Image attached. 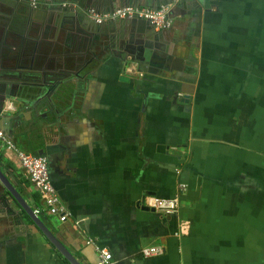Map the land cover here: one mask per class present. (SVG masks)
<instances>
[{"label": "crops", "instance_id": "0c3cea01", "mask_svg": "<svg viewBox=\"0 0 264 264\" xmlns=\"http://www.w3.org/2000/svg\"><path fill=\"white\" fill-rule=\"evenodd\" d=\"M163 1L170 0L73 2L109 11L158 7ZM177 5L185 11L172 17L169 28L141 34L120 21L95 33L96 26L72 12L70 27L91 38L89 50L75 54L70 49L75 35L53 46L50 35V41L43 37L38 60L40 66L47 63L48 71L79 64L82 78H74L62 99L51 93L57 106L43 100L57 76L25 78L41 88L22 85L0 112V131L17 149L49 157L69 218L48 214L16 154L0 138L1 168L80 264L97 260L89 239L107 247L117 264H264V0H183ZM138 39L145 44L127 43ZM24 40L10 36L3 44L0 34V53L13 57L5 65L32 54L34 42L27 47ZM143 48L150 50L147 61L138 52ZM214 53L215 68L227 73L226 82L215 83L217 88L227 84L228 94L215 95L214 226H196L188 151L198 142L199 127L189 85L199 87L198 74ZM173 56L184 59L182 69H175ZM185 94L188 103L182 101ZM46 118L52 121L48 128L42 124ZM175 193L181 202L174 214L148 205L150 197ZM10 201L20 217L0 209V264H73ZM150 246L161 247V254L142 257L141 250Z\"/></svg>", "mask_w": 264, "mask_h": 264}, {"label": "water", "instance_id": "95a60500", "mask_svg": "<svg viewBox=\"0 0 264 264\" xmlns=\"http://www.w3.org/2000/svg\"><path fill=\"white\" fill-rule=\"evenodd\" d=\"M19 1V0H16ZM13 2V0H0V34H2V42L3 44H6V39L10 36H19L23 39H27V34H22L19 30L22 27L24 23V16L21 15L23 13V8H26L25 6L21 7L20 2ZM78 2H86V0H76ZM166 1H163L162 4H166ZM88 5L92 6V4L89 2ZM63 8V7H62ZM87 8V7H82ZM29 9V8H27ZM33 9V8H32ZM115 9V8H114ZM38 8L33 9V11L37 12ZM63 10V11H62ZM61 11H55L53 9H47L43 10L46 15H56L59 18H62L63 21H65V18L69 17L70 14L66 13V8H63ZM113 10V9H112ZM101 11V10H99ZM185 9L183 7H180L179 5L175 4L172 5L168 10V16L174 17L176 15H181ZM68 19V18H67ZM121 23H124L123 26L126 28V30L135 29L137 33H144L145 30L153 29L150 22L146 19L143 20H119ZM93 25V24H92ZM96 26L95 33H98L101 25H94ZM165 29L156 30L157 32H163ZM100 33V32H99ZM94 34V33H93ZM154 34H156L154 32ZM24 36V37H23ZM42 34L37 33V38H41ZM120 36V35H119ZM34 37H30L27 39V41H34ZM45 39H49V35L45 36ZM120 40L122 37L119 38ZM128 41V40H127ZM51 43V41H50ZM129 45H144L143 40H134L127 42ZM2 44V43H1ZM124 52L128 55L129 47L128 45H124ZM138 52L142 53V58L145 59V61L148 60V57L150 55V50L148 48H143L141 51ZM24 54V55H23ZM20 57L16 59L15 64L13 65H5L4 60L10 61L13 57L7 55L5 56L3 52L0 53V112L5 104L6 98L10 97L15 90H20L22 85L32 88L40 89L41 87L38 86V83L32 82V81H25V78L32 79L33 77L40 75L44 80L47 78H56V84L52 88H48V93L44 96L43 100L46 101V97L50 101V104L52 106H57L54 104V102L51 99V93L57 92L61 99L64 98L63 93L66 92V90L70 87V85L73 83L74 78H82L81 77V70L82 66H79V64L76 65V69L68 70V69H56L55 71H48L46 69L47 63L43 65H39L40 61L39 55L40 52L37 51V53H33L31 55H27L26 53H23ZM76 56H71L72 58ZM133 57V55H132ZM140 57V56H138ZM174 57V56H173ZM29 59V64L24 65L21 64V59ZM68 58V57H67ZM9 59V60H8ZM75 59V57L73 58ZM175 60V64L173 65L175 69H182L183 66L181 63H184V59L181 57H174L172 58ZM67 60L65 59L63 62L65 63ZM169 61V60H168ZM33 80V79H32ZM37 84V85H35ZM66 94V93H65ZM189 94H185V96L182 98V101L185 103L189 102ZM48 105V103H47ZM56 109V108H55ZM7 122V121H5ZM51 167V162H50ZM188 170L184 171V175H187ZM185 178V177H184ZM10 197L17 202V204L24 210L31 218L32 220L37 224V226L40 228V230L44 233V235L51 241L52 244L55 245L57 249H59L73 264H80L79 260L75 257V255L72 253V251L68 248V246L62 242L58 236L45 224V222L39 217V215L35 212V210L31 207V205L28 203V201L25 199V197L17 190V188L13 185V183L10 181V179L6 176L3 169L0 166V209H5L8 211V213L16 215L17 217H20L19 212L16 210V206L10 201ZM145 210H149L148 207L144 208Z\"/></svg>", "mask_w": 264, "mask_h": 264}, {"label": "built area", "instance_id": "2783aa9c", "mask_svg": "<svg viewBox=\"0 0 264 264\" xmlns=\"http://www.w3.org/2000/svg\"><path fill=\"white\" fill-rule=\"evenodd\" d=\"M182 1L170 0L158 7L128 5L109 11H99L92 7L82 8L77 3L68 1L60 2L58 6L70 9L76 12V14H82L93 25H102L119 20L146 19L150 22L153 29L161 30L169 28L172 24V18L168 16L169 8ZM51 4L53 3L51 2ZM0 138L3 140L6 148L16 154L29 181L43 200L48 214L56 216L61 221L67 220L69 218V210L52 181L49 158L44 155H30L20 151L13 141L8 139L1 131ZM180 202V194L175 193L169 198L150 197L148 205L162 213L174 214L179 209ZM88 242L93 243L95 252L97 253V260L94 264H117L107 247L99 246L93 239H89ZM161 252V247L150 246L143 248L141 255L142 257L150 258L160 255Z\"/></svg>", "mask_w": 264, "mask_h": 264}, {"label": "rangeland", "instance_id": "374dc122", "mask_svg": "<svg viewBox=\"0 0 264 264\" xmlns=\"http://www.w3.org/2000/svg\"><path fill=\"white\" fill-rule=\"evenodd\" d=\"M211 47L215 48V42ZM214 57L215 53L207 55L201 75L198 74L197 81H201L199 87L198 85L190 86L192 83L189 85V90L193 89L194 91V97L190 100V104L192 103L191 105L194 107V121L199 127L198 142L188 151V156L193 160L190 163V168L193 171L192 212L196 226H214L215 95L228 94L227 84L223 88H217L215 83L220 80L226 82L227 73L215 68V62H212ZM194 85L196 84L194 83ZM50 117L53 119L55 115L50 114ZM51 123L52 121L47 118L42 121V124L47 128ZM38 128L41 127L36 126L35 129Z\"/></svg>", "mask_w": 264, "mask_h": 264}, {"label": "flooded vegetation", "instance_id": "af4514ba", "mask_svg": "<svg viewBox=\"0 0 264 264\" xmlns=\"http://www.w3.org/2000/svg\"><path fill=\"white\" fill-rule=\"evenodd\" d=\"M9 1H11V0H9ZM15 1L16 0H13V2H15ZM65 1L76 3V2H73L74 0H19V1H16L18 3L20 2L21 7H23V6L26 7V8H23V13H21V15L24 16V19H23L24 23L19 30L22 33V35H24L26 33L27 34L26 38H30L31 34H33V33L36 35L38 32H39V34H42L41 38L36 40L34 42L33 46H31L32 54L37 53V51L40 49V46L42 44L41 42L43 40V37L45 38V36H47V35L54 36L53 41L51 42L53 46H55L57 43H59V41L68 40L67 39L68 36L75 35L73 44H71L70 49L75 50V52L77 51V53H75V54L81 53L84 49H86V51L89 50L88 48H89L90 43H91V38L85 37L82 35H78L76 33V31L70 27V23H72V19H73V16H71V13L73 11H71L70 9H66L67 10L66 13L70 14V16L67 17L68 19L65 18V21H63L62 18L57 17L55 14L54 15H50V14L46 15V13L43 11V10H47V9H53L55 11H61L63 8L59 7L58 4L60 2H65ZM51 2L53 4H51ZM27 8H29V9H27ZM32 8L33 9L38 8L37 12L33 11ZM79 16H81V18L83 20L88 21L86 19V17L83 16L82 14H80ZM68 23H69V29L64 28L65 24H68ZM103 25H105V24H102L99 27V29H97L99 32L105 31L104 30L105 27L103 28ZM63 38H65V39H63ZM118 39H119V37H117L116 41L119 42ZM24 42L26 43V46L28 47L27 39H25ZM64 46H65V48L67 47L65 44H64ZM51 112H52V110H48L45 113L48 116L51 114Z\"/></svg>", "mask_w": 264, "mask_h": 264}, {"label": "trees", "instance_id": "16d2710c", "mask_svg": "<svg viewBox=\"0 0 264 264\" xmlns=\"http://www.w3.org/2000/svg\"><path fill=\"white\" fill-rule=\"evenodd\" d=\"M40 197V196H39Z\"/></svg>", "mask_w": 264, "mask_h": 264}]
</instances>
